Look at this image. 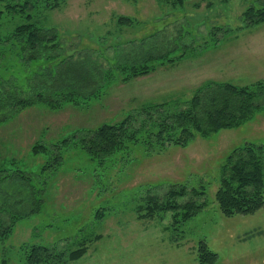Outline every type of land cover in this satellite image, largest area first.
I'll list each match as a JSON object with an SVG mask.
<instances>
[{
  "label": "rangeland",
  "instance_id": "obj_1",
  "mask_svg": "<svg viewBox=\"0 0 264 264\" xmlns=\"http://www.w3.org/2000/svg\"><path fill=\"white\" fill-rule=\"evenodd\" d=\"M173 1L0 0V79L7 87L28 90L33 84L34 66H27L13 36L28 20L56 30L65 55L89 56L104 70L118 57L130 63L141 50L155 57L168 52L175 59L165 64L156 59L152 73L126 82L116 70L90 98L61 109L38 103L0 125V176L33 178L3 183L9 195L0 199L15 202L10 208L19 216L0 212L2 225L10 226L6 235L0 228V264H25L33 245L70 252L82 242L87 252L67 264H200L202 240L217 253L213 264H264V207L227 217L215 197L226 157L246 142L264 145L263 110L239 128L197 134L185 146L160 150L152 138L155 148L148 149L141 140L129 141L103 162L75 140L144 104L174 99L184 104L208 81L264 82V22L247 26L244 19L247 9L261 8L264 0ZM25 2L30 8L20 10ZM120 18L132 23L124 25ZM65 139L71 142L62 145ZM37 143L49 153L34 154ZM57 153L61 160L54 163ZM173 185L204 191L194 198L205 208L187 221L175 222L172 212L141 216L137 208L148 195L163 197Z\"/></svg>",
  "mask_w": 264,
  "mask_h": 264
},
{
  "label": "trees",
  "instance_id": "obj_2",
  "mask_svg": "<svg viewBox=\"0 0 264 264\" xmlns=\"http://www.w3.org/2000/svg\"><path fill=\"white\" fill-rule=\"evenodd\" d=\"M158 1L165 4L171 2ZM184 2L185 0H174L172 3L183 5ZM20 7V10L30 8L28 2ZM244 19L248 22L247 26L264 22V6L259 9L250 7L244 13ZM120 21L124 25L132 23L126 18H120ZM13 36L16 37L25 63L29 67L33 65L35 73L32 77L33 84H30L28 90H18L6 84L7 87L0 79V125L19 111L38 103L61 109L65 103H77L80 98H90L100 93L113 80L116 70L119 71L120 79L126 82L152 73L156 69V59L162 64L175 61L170 59L168 52L155 57L148 55V50L147 54H143L141 50L131 60L128 59L130 63H124L118 57L117 60L114 59L111 70H104L98 61H93L89 56L75 60L65 55L63 49L59 51L61 46L56 30L44 29L32 20L16 27ZM182 57L183 55L177 59ZM260 110L264 111L263 81L245 86L208 81L198 87L184 104L178 99L144 104L136 113L129 114L123 120L114 124H103L75 140H78L81 148L93 159L103 162L105 158L126 147L129 141L141 140L148 149L155 148L150 145L152 138L162 146L160 150L172 145L185 146L197 134L209 137L223 129L239 128ZM69 142L71 140L65 139L61 143L66 145ZM32 152L46 155L49 148L37 143L33 145ZM59 154L53 157L54 163L60 162ZM50 160L51 157L45 166H48ZM15 178H23L25 182L33 180L28 173H14L10 176L6 172L0 176V198L9 195L3 189L4 181ZM29 187L31 189L30 185ZM29 195L36 197L35 192ZM204 195V191L195 188L189 190L184 185H173L163 197L148 195L137 211L141 216L150 219L162 212H172L175 222H179V218L187 221L205 208V202L199 203L194 198ZM185 197L189 199L182 202ZM215 197L221 213L227 217L254 214L264 207V145L246 142L226 157L221 167L220 187ZM23 201L21 199L18 202ZM12 203L15 202L9 201L8 197L0 199V212H8L13 219L19 215L10 208ZM36 210L32 208L30 212ZM2 224L0 217V228L3 229L5 226ZM9 230L10 226L5 227L2 235H6ZM86 252L84 242L70 252L33 245L26 254L25 264H67L69 260L81 258ZM216 259L217 253L212 252L202 240L198 247L199 263L213 264Z\"/></svg>",
  "mask_w": 264,
  "mask_h": 264
}]
</instances>
